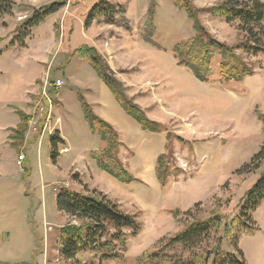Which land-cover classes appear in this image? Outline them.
Listing matches in <instances>:
<instances>
[{
    "label": "rangeland",
    "instance_id": "374dc122",
    "mask_svg": "<svg viewBox=\"0 0 264 264\" xmlns=\"http://www.w3.org/2000/svg\"><path fill=\"white\" fill-rule=\"evenodd\" d=\"M101 1L15 0L13 16L0 17V264H71L60 256L59 231L69 223H79L57 209L56 189L101 192L124 211L137 214L141 224L137 236L126 232L127 250L119 259L85 254L72 264H137L145 252L158 250L183 230L182 220L187 216L177 218L174 213L194 211L207 218L221 201L232 222L247 193L264 176V164L254 173L242 172L264 144V123L256 114L257 110L264 114V54L248 57L255 74L241 83H202L173 56L175 46L195 36L185 10L170 0H108L125 13L117 14L116 24L97 18L87 28L88 11ZM189 1L198 9L218 3ZM53 3L66 6L33 29L27 48L12 47L34 11ZM200 20L220 42H237L238 24L205 12ZM82 45L101 52L127 87V94L147 107L149 118L184 139L173 141L176 164L184 171L178 180L160 185L155 170L168 143L166 133L153 134L127 124L129 119L137 125L96 71L74 56L73 51ZM218 64L214 66L217 74ZM45 80L55 85L60 81L63 86L51 94L54 103L60 95L61 105L54 104L43 122ZM79 95L90 105L104 101L106 110L112 109L113 101L125 114L126 118H118L124 126L118 130L124 144L121 159L138 182L119 183L92 158L101 153L104 142L90 131ZM17 108L25 109L33 119L24 138L16 142L11 136L20 125ZM92 108L96 113L100 106ZM59 129L71 150L65 153L60 146L62 154L54 164L50 139ZM6 134L9 145L4 144ZM129 143L135 145L134 150L127 147ZM21 155L26 159L19 164ZM78 170L85 181L77 182ZM254 220L258 231L243 234L239 246L247 264H264V203ZM222 251L236 253L228 238Z\"/></svg>",
    "mask_w": 264,
    "mask_h": 264
},
{
    "label": "trees",
    "instance_id": "16d2710c",
    "mask_svg": "<svg viewBox=\"0 0 264 264\" xmlns=\"http://www.w3.org/2000/svg\"><path fill=\"white\" fill-rule=\"evenodd\" d=\"M170 1L186 11L195 29V36L178 44L173 50V56L179 66L191 70L202 83L219 81L224 86L241 83L255 74V65L248 61V57L264 54V3L261 0H218L215 6L207 9H198L189 0ZM15 6V0H0V17L13 16ZM64 6L65 3H53L36 9L32 18L25 21L23 30L14 38L11 46L27 48L26 40L32 36L33 29L39 27L48 17L59 13ZM119 8L123 10L122 7ZM119 10L108 0L99 2L88 11L86 27L89 28L97 18H104L105 23L116 24L117 14L125 13ZM151 12L154 14L153 8ZM202 12L225 23L238 24L237 42L230 45L215 39L201 23ZM73 52L74 56L87 62L96 71L116 102L143 131L153 134L166 133L168 143L164 153L157 159L156 176L162 187L171 180H178L184 171L176 164L173 141L184 142V139L147 116L146 111L127 94V87L117 78L108 61L96 47L82 45ZM217 61L218 74L214 69ZM53 84H50V95L59 89ZM78 100L90 131L100 136L104 142L101 153L92 156L99 168L121 184L131 185L138 182L121 159L124 144L118 131L94 112L84 96L79 95ZM16 113L20 118V125L13 131L11 139L17 142L24 138L33 118L17 109ZM48 113L46 108L43 122H46ZM256 114L264 123V114L258 110ZM50 143L52 162L57 164L61 155L59 148L65 145L59 131L51 135ZM263 164L264 144L259 154L242 172L254 173ZM56 203L60 212L79 223H69L59 231V252L66 263H75L85 254L104 259H119L127 250L129 235L126 232H131L134 237L141 231L137 214L124 211L117 201L98 191L77 192L63 187L57 194ZM263 203L264 176L247 193L240 214L232 222L229 221L226 207L221 201L217 202L207 218L199 217L194 211H177L174 213L175 217L185 215L188 218L182 220L183 230L175 238L162 243L158 250L145 252L137 259V264H210L212 257L213 264H247L244 253L240 250V237L258 231L254 215ZM200 205H196V211ZM225 238L230 240L236 253L222 251Z\"/></svg>",
    "mask_w": 264,
    "mask_h": 264
},
{
    "label": "crops",
    "instance_id": "0c3cea01",
    "mask_svg": "<svg viewBox=\"0 0 264 264\" xmlns=\"http://www.w3.org/2000/svg\"><path fill=\"white\" fill-rule=\"evenodd\" d=\"M60 89V88H59ZM58 89V90H59ZM108 96V95H107ZM109 98V97H108ZM27 100H28V98H26V102H27ZM57 100H58V103L59 104H57V106L59 105H61V101H60V95H58L57 96ZM25 102V103H26ZM138 104V103H137ZM93 107L95 106V105H97V106H100V108L99 109H97L96 110V113H98L99 114V116L101 117V118H103L104 120H106L107 122H109L110 124H112L113 126H114V128L118 131H120L121 130V128H123L124 129V126H123V124L120 122V120H118V118L120 117V118H126L124 115V113L120 110V109H117L116 108V106L114 105V103H113V101H111V107H112V109H110V110H106V109H104V101L102 102H98V104H91ZM140 107H143V109H147V107H145V106H143V105H140V104H138ZM57 106H56V108H57ZM17 109H19V110H21V111H23L24 113H27L26 112V110L24 109V110H22V109H20V108H17ZM114 112L116 113V117H114ZM148 113V112H147ZM28 114V113H27ZM60 117V116H59ZM151 119V118H150ZM42 120H43V118H42ZM128 121H127V124H130V126L131 127H133V128H136V130H138V127H140L139 126V124L137 123V125H135L133 122H131L129 119H127ZM153 120V119H152ZM157 121V120H156ZM159 122V121H158ZM161 123V122H160ZM141 128V127H140ZM8 130V129H7ZM118 131V133H119V135H120V138H121V133ZM8 133H9V131H7ZM59 132H60V135H61V137H62V139L64 140V142H65V145H64V152L66 153H68V152H70V150H71V148L70 147H68L67 145H68V142H67V139H66V137H65V135L63 134V132H62V130L61 129H59ZM8 136H9V134H6V136H5V143L4 144H6V145H9L8 144V140H7V138H8ZM121 141H122V138H121ZM127 145V144H126ZM127 147L131 150H134V147H135V145H133V144H131V143H129L128 145H127ZM127 148V149H128ZM62 154V153H61ZM121 156H122V154H121ZM17 161H18V159H17ZM77 164H76V162H75V167L77 168V166H76ZM79 169V168H78ZM79 171V172H78ZM78 171H76L81 177H78L77 176V178L76 179H78L77 180V182H82V181H85L84 180V178H83V173L80 171V170H78ZM76 182V181H75Z\"/></svg>",
    "mask_w": 264,
    "mask_h": 264
},
{
    "label": "built area",
    "instance_id": "2783aa9c",
    "mask_svg": "<svg viewBox=\"0 0 264 264\" xmlns=\"http://www.w3.org/2000/svg\"><path fill=\"white\" fill-rule=\"evenodd\" d=\"M62 86H63V83L60 81H58L55 85L56 88H60ZM49 90H50V83L48 80H45L44 81V88H43V97H42L43 103L45 106V108L43 110V114L45 113L46 108H48V110H49L48 118L50 117L51 110L53 109L54 104H55L54 100L52 99V97L49 93ZM48 118H47V120H48ZM25 159L26 158L24 155L19 156V159H18L19 164H22L25 161ZM58 191H59V189H56V192H58Z\"/></svg>",
    "mask_w": 264,
    "mask_h": 264
}]
</instances>
